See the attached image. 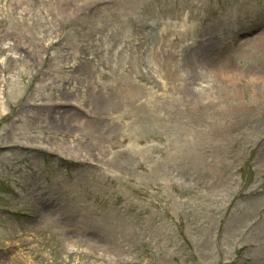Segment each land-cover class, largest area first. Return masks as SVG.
Returning <instances> with one entry per match:
<instances>
[{"label":"rangeland","instance_id":"obj_1","mask_svg":"<svg viewBox=\"0 0 264 264\" xmlns=\"http://www.w3.org/2000/svg\"><path fill=\"white\" fill-rule=\"evenodd\" d=\"M248 32L264 34V0H0V102L16 104L0 106V264H264V43L237 52ZM64 87L89 105L70 113L81 129L39 109L68 104Z\"/></svg>","mask_w":264,"mask_h":264},{"label":"bare ground","instance_id":"obj_2","mask_svg":"<svg viewBox=\"0 0 264 264\" xmlns=\"http://www.w3.org/2000/svg\"><path fill=\"white\" fill-rule=\"evenodd\" d=\"M248 33H253V34H251V35H249V36H244L243 38H241L242 40H238V48H237V52H239L240 50H242L243 48H246V47H252L254 44H258V45H262L263 43H264V34H262L261 32H257V33H254V32H248ZM245 35H246V33H245ZM6 36H3L2 38L0 37V40H2V39H6L5 38ZM4 51V50H3ZM226 58V57H225ZM7 60L9 61L10 59H5V64H7ZM47 60V62H48V59H46ZM11 61H13L12 59H11ZM19 61H21L20 59H19ZM30 62V61H29ZM28 62V63H29ZM38 62V61H37ZM46 62L44 61V63L43 64H45ZM89 63V62H88ZM30 64V63H29ZM232 65L229 63V62H225V63H223L222 64V67H221V70H223V72L225 73V74H229V73H232L231 71H230V67H231ZM0 78L2 77V75H3V73H4V70L3 69H0ZM52 74H54V73H52L51 72V74L50 75H52ZM78 74V73H77ZM75 75V76H74ZM84 75V74H83ZM90 75V71L88 72V74H86V75H84V76H89ZM45 76H48V73L47 72H44V73H42L41 74V79H45ZM71 76H74V79L77 81V80H80V81H82V79H80L78 76H76V73L75 74H72ZM4 81H6V80H4ZM40 81H43V80H40ZM68 82H69V80H68ZM77 85H79L80 87H82V86H85L84 84H83V82L81 83V82H79V83H76ZM70 84H68V86H69ZM136 87V86H135ZM88 88V91H92V92H94V93H96L97 91L94 89V87L93 86H89V87H87ZM67 88L66 87H64V89H62L61 90V92L59 93V96L58 97H60L59 99H67L65 102L66 103H68V104H64V105H59V106H57V105H55V103L54 104H52V106L50 105V104H47V106H40V108L39 109H41V110H43L44 111V115H45V117H47L49 120H51V119H53V120H56V119H58V116L59 115H63V116H66L67 118H68V121H69V125H70V123H73V126L76 128V129H81V126L83 125V123H82V125H81V123H80V121H82V119H80L79 118V112L78 113H72V114H70L71 113V111L72 110H75V108H74V106L73 105H78V106H80L81 108H89V105H86V103H82L81 101H84L83 99H77V98H73V97H71L73 94H71L70 92H67ZM94 90V91H93ZM138 91H139V87L137 86V89H135L134 87L133 88H131V89H129L128 90V92H130V93H136L137 92V94H138ZM66 96V97H64V98H62L63 96ZM128 95V94H127ZM134 97H138L137 95H135ZM58 98H55V99H53V101L54 100H59ZM4 102H5V104L6 105H8L10 108H12V107H15L16 106V104L15 103H13L12 102V100L9 98V96L8 95H4ZM22 101H23V99H22ZM21 101V102H22ZM38 100H35L34 102H35V104H36V102H37ZM75 102V103H74ZM20 103V102H19ZM63 103V102H62ZM5 104H2L1 102H0V106L2 105V107L4 106L5 107ZM24 104H26V101L24 102ZM30 104L32 105V103L30 102ZM34 104V103H33ZM82 114H83V116L84 117H86V119H90L89 117H92L93 118V116H92V113H93V111L91 110H84V112H81ZM94 116L95 117H98L97 115H95L94 114ZM17 117L19 118L20 117V113H18V115H17ZM94 117V118H95ZM7 118H9V114H6V115H1L0 116V122H2V123H4L5 121H6V119ZM77 123V124H76ZM59 129V128H58ZM64 130H66V129H64ZM67 131V130H66ZM67 134H68V131H67V133L65 134V132L64 133H62V135H63V137H67ZM52 140V139H51ZM122 140H124V138H122ZM53 144H55V143H52V144H50V145H53ZM38 148H42V147H40V146H38ZM42 149H44V150H46L45 151V153H47V154H50V155H55L56 156V154H57V156H67L69 159H71V160H83V161H89V159H91V161H92V159H94V160H98V158L99 159H101L102 158V156H103V152H101V151H99V150H97V152L95 153V151H93L92 152V154L89 156V158L88 157H85L83 154H80V155H78V154H75L76 153V151H74L73 153H70V151H69V149H67V148H61V146H58V145H54V147L52 148H49V147H47V146H44ZM85 149V148H84ZM73 150V149H72ZM75 150H76V148H75ZM86 151V150H85ZM87 153H88V151H86ZM90 153H88V155H89ZM74 174H72L70 177H69V174H68V176L67 177H69V178H71L72 176H73ZM40 209H36V211H35V214L32 216V218H35V219H40L41 220V222H42V217H43V213H44V210H46L45 208H44V205L43 206H40L39 207ZM47 211V210H46ZM42 213V214H41ZM49 214H50V212H49ZM45 220H50V222L53 224H55V223H57L58 222V219L56 218V213L54 212L53 214H51L50 216H46L45 217ZM74 231L72 230V229H70V228H68V227H64V228H59L58 227V233L61 235H64V234H67V237L68 238H71V237H73L74 238V235L73 234H71V233H73Z\"/></svg>","mask_w":264,"mask_h":264}]
</instances>
